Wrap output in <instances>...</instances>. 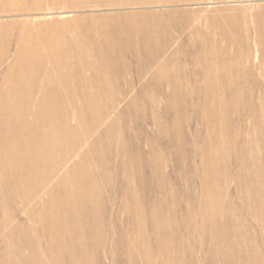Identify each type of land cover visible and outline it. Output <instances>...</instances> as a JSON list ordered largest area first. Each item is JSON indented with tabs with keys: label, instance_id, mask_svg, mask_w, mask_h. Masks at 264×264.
Segmentation results:
<instances>
[{
	"label": "rangeland",
	"instance_id": "1",
	"mask_svg": "<svg viewBox=\"0 0 264 264\" xmlns=\"http://www.w3.org/2000/svg\"><path fill=\"white\" fill-rule=\"evenodd\" d=\"M158 6L0 0V264H264V0Z\"/></svg>",
	"mask_w": 264,
	"mask_h": 264
},
{
	"label": "bare ground",
	"instance_id": "2",
	"mask_svg": "<svg viewBox=\"0 0 264 264\" xmlns=\"http://www.w3.org/2000/svg\"><path fill=\"white\" fill-rule=\"evenodd\" d=\"M246 1L247 0H158V3H159L158 7L169 8L171 11H169L168 15H170V16L183 15L184 16V17L182 16L183 19L186 20V23L189 24L192 28L197 27V26H211V25H215L218 27H225L222 25L238 24L237 19H239V18H236L235 16H229V15L223 16V14L221 15L220 12L222 10L218 9L216 6L217 5H227V4L230 5L232 3H243ZM233 6H235V5H233ZM230 7L232 8V6H230ZM209 8H213L216 10L215 11L210 10ZM199 9L201 12L212 11L213 12V14H211L212 18H209L210 17L209 15L203 16V14L199 11ZM177 10H180L178 13H181V14L178 15ZM218 10H220V11H218ZM243 11H245V8L243 9ZM188 12H190V13L193 12L196 14L195 17L192 18L191 21L189 20V17L187 16L189 14ZM185 17H188V18L185 19ZM256 17H258V15ZM252 27H254V25H252ZM220 44L223 45V48L226 47L225 49H233V48L237 47L239 44H241V42L237 37L236 38L225 37L224 39H222L219 42H211L210 43V45L213 46V48L219 46ZM254 45L258 48H264V33L259 32V38L255 40ZM77 59L79 60V58H77ZM199 61L204 62V63H212V62L215 63V61L218 63H220V62L224 63L225 62V60H223V59H221V60H215V59L209 60L206 57H203ZM159 62L164 63L166 61L159 59ZM7 157H3L2 159H0V165H2L4 167V173L6 174V176H8V177L11 176L12 182H13V184H15L17 179H18V177L14 174L15 164L16 165L19 164V165L24 167L27 163H29L30 158L24 159V158H15V157H11V158L8 157L7 158Z\"/></svg>",
	"mask_w": 264,
	"mask_h": 264
}]
</instances>
